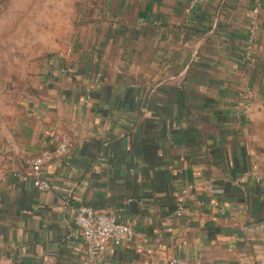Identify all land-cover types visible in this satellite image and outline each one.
<instances>
[{
	"label": "crops",
	"instance_id": "1",
	"mask_svg": "<svg viewBox=\"0 0 264 264\" xmlns=\"http://www.w3.org/2000/svg\"><path fill=\"white\" fill-rule=\"evenodd\" d=\"M190 2L105 0L41 62L0 159V264H79L83 204L140 234L107 264H264V0ZM62 141L37 190L28 159ZM181 202L187 226L165 220Z\"/></svg>",
	"mask_w": 264,
	"mask_h": 264
},
{
	"label": "rangeland",
	"instance_id": "2",
	"mask_svg": "<svg viewBox=\"0 0 264 264\" xmlns=\"http://www.w3.org/2000/svg\"><path fill=\"white\" fill-rule=\"evenodd\" d=\"M104 3L0 0V159L10 131L25 112L23 100L36 85L37 68L53 50L73 53L72 30L89 24Z\"/></svg>",
	"mask_w": 264,
	"mask_h": 264
},
{
	"label": "built area",
	"instance_id": "3",
	"mask_svg": "<svg viewBox=\"0 0 264 264\" xmlns=\"http://www.w3.org/2000/svg\"><path fill=\"white\" fill-rule=\"evenodd\" d=\"M205 0H191L188 10H192ZM260 0H256L259 2ZM258 7L253 10L251 29L248 34L246 54L244 61L249 62L253 58L256 31L259 29L257 19ZM69 49L66 55H70ZM65 71V70H64ZM254 91L251 87H245L240 93V114L249 117L253 110ZM70 146L62 141L53 151H45L28 159L29 170L24 174V179H30L37 190L47 191L51 189V183L43 176V170L47 163L54 158H60L67 154ZM259 179L262 175L255 174ZM213 185V184H212ZM185 199L195 200L192 186L182 189ZM185 202H181L175 210L166 216L165 220L173 218L182 219L185 226L189 225ZM75 223L80 231L84 243V253L79 264H107L108 249L111 244L120 245L123 242L133 241L140 234L130 224L123 222L112 214L96 210L90 205H80L76 208ZM180 260L174 259L171 264H179Z\"/></svg>",
	"mask_w": 264,
	"mask_h": 264
}]
</instances>
